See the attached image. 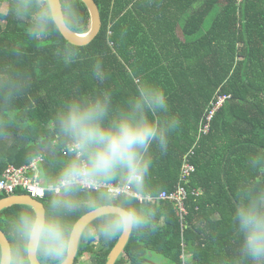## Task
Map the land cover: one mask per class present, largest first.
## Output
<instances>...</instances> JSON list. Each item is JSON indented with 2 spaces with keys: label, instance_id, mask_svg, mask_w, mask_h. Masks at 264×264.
I'll use <instances>...</instances> for the list:
<instances>
[{
  "label": "trees",
  "instance_id": "obj_1",
  "mask_svg": "<svg viewBox=\"0 0 264 264\" xmlns=\"http://www.w3.org/2000/svg\"><path fill=\"white\" fill-rule=\"evenodd\" d=\"M94 1L102 30L80 47L57 27L43 39L31 37L29 19L3 13L15 0H0V181L10 167H29L43 157L40 178L47 186L69 157L54 124L65 102L108 92L118 110L151 80L165 89L182 124L167 152L153 147L142 196L157 199L186 186L189 215L180 218L171 202L135 200L150 222L133 229L117 264H184L185 253L189 264H235L239 241L232 207L246 191L264 190V0ZM63 2L73 12L69 28L88 33L85 3ZM97 62L102 82L93 75ZM219 96L229 99L207 133ZM188 159L196 168L189 185L182 183ZM22 206L0 213L4 232ZM121 236L82 237L75 264L84 255L90 264H107Z\"/></svg>",
  "mask_w": 264,
  "mask_h": 264
},
{
  "label": "clouds",
  "instance_id": "obj_2",
  "mask_svg": "<svg viewBox=\"0 0 264 264\" xmlns=\"http://www.w3.org/2000/svg\"><path fill=\"white\" fill-rule=\"evenodd\" d=\"M9 11L30 20L28 34L35 39L74 22L63 0H15ZM93 75L105 78L99 62ZM54 124L71 154L49 180L44 205L22 206L6 226L0 264H68L81 237L111 241L147 225L150 214L132 193L146 194L152 149L167 152L182 120L165 89L145 80L118 110L108 92L69 99ZM83 212L95 223H81ZM231 222L239 241L235 264H264V190L239 196Z\"/></svg>",
  "mask_w": 264,
  "mask_h": 264
},
{
  "label": "built area",
  "instance_id": "obj_3",
  "mask_svg": "<svg viewBox=\"0 0 264 264\" xmlns=\"http://www.w3.org/2000/svg\"><path fill=\"white\" fill-rule=\"evenodd\" d=\"M229 96H219L218 99L213 103L212 111L208 116V123L204 127V131L209 133L211 130V123L213 117L217 111L226 103ZM66 156L71 154L70 146L66 147L63 151ZM194 154V152L192 153ZM43 161V157L35 159L29 167L17 169L10 167L5 173L3 179L0 181V197L7 196L9 198L15 197L17 192H23L31 199L36 201H43L48 193L46 191V185L40 178V164ZM196 173V168L190 159L186 160L183 167L182 183L189 185L190 179ZM119 189L117 188V191ZM125 191H128L125 187ZM136 197V200L142 203L155 204L160 201L171 202L176 205L178 215L183 220L189 215L187 208V201L189 199V193L186 186L177 188L174 192L168 194L164 193L159 198H151L149 196L143 197L142 195L132 193ZM184 264L188 263V256L185 253L183 255Z\"/></svg>",
  "mask_w": 264,
  "mask_h": 264
},
{
  "label": "water",
  "instance_id": "obj_4",
  "mask_svg": "<svg viewBox=\"0 0 264 264\" xmlns=\"http://www.w3.org/2000/svg\"><path fill=\"white\" fill-rule=\"evenodd\" d=\"M81 1L85 3V6L90 15L89 32L82 35V34H77L74 31H72L69 28V26H67L63 30H61L59 27L57 28L59 32H61V34L64 35V37L71 44L84 47V46H88L89 44H91L99 36L102 30V20H101L100 10L94 0H81ZM15 205H23V206L24 205H29V206L35 205L36 207H41L44 204L41 201H36V200L31 199L27 195L26 196H15V197L6 198L0 201V213L10 208L11 206H15ZM80 221L81 223H86L90 225L95 220L90 218L88 214H86L82 218H80ZM132 233H133V230L130 233L122 234L118 243L116 244V246L110 253L107 264H117V262L119 261V258L122 257L125 252V249L129 243ZM4 234L5 232L0 228V236ZM81 238L77 239L76 244L74 245L73 254L69 258L68 264L76 263V258L78 256Z\"/></svg>",
  "mask_w": 264,
  "mask_h": 264
},
{
  "label": "rangeland",
  "instance_id": "obj_5",
  "mask_svg": "<svg viewBox=\"0 0 264 264\" xmlns=\"http://www.w3.org/2000/svg\"><path fill=\"white\" fill-rule=\"evenodd\" d=\"M9 11V6L6 5L3 9V13L7 14ZM79 264H90V257L88 255H84L80 258Z\"/></svg>",
  "mask_w": 264,
  "mask_h": 264
}]
</instances>
